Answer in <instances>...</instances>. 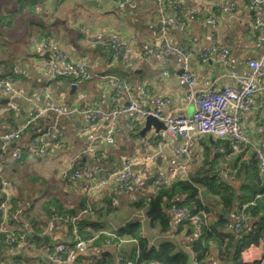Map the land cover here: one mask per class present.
Here are the masks:
<instances>
[{
    "label": "crops",
    "instance_id": "0c3cea01",
    "mask_svg": "<svg viewBox=\"0 0 264 264\" xmlns=\"http://www.w3.org/2000/svg\"><path fill=\"white\" fill-rule=\"evenodd\" d=\"M21 5L16 0H0V14L6 16V11L18 10ZM179 15L181 20L177 22ZM256 17L264 19V0L255 4L251 0H38L35 10L23 8L14 19L5 17L0 21V56L5 62L0 68V80H8L15 90L22 92L14 96L0 85V132L19 129L36 106L48 102L66 108L89 106L109 114L132 101L153 108L158 106V99H165L163 114L190 116L195 109L191 88L181 78L180 56L160 52L164 35L171 44L191 51L190 64L198 76L197 88L205 87L211 80L219 89L236 82L225 76L227 72L236 70L250 75L249 62L262 61L264 44L258 41V32L251 22ZM211 18L217 20L215 27L221 43L230 50L223 60L202 56L215 42ZM113 40L131 50L129 59L117 61L111 45L97 44ZM57 51L75 62L86 63L90 77L78 83L70 78H51L43 65ZM9 102L16 107L10 108ZM238 113L249 140L241 150L235 148L231 139H227L228 143L220 142L211 135L196 136L192 146L199 161L209 153L221 177L234 186L240 184L243 176L242 161L237 163L239 169L234 170L227 168L225 162L235 161L238 156L247 162L255 155L256 147H264V89L254 94L249 109L241 108ZM51 116L54 117L47 115L39 121L40 130H48V156L15 159V147L28 144L33 135L30 131L0 150L1 191H5L3 180L13 185L11 199L19 208V223L28 228L27 236L16 246L4 245L0 234V264L17 263L18 256L26 258L25 264H40L39 261L45 262L44 245L73 239L54 216L42 215V231L32 229L26 217L44 212L45 202L57 199L70 207L79 206L86 198L87 203L98 205L104 197H112L120 208L100 217L110 230L127 221L114 218L121 216L122 208H130L129 197L139 193L136 189L141 186L123 192L115 184L99 185L102 172L118 169L129 161L148 180L159 173L169 174L183 159L179 137L165 128L158 131L154 125L145 129L146 120L131 128L133 113L116 119L105 116L96 122L88 115L74 113L55 118L53 125L48 123ZM110 130L112 143L106 139ZM74 166L81 176L70 182L63 172L73 170ZM193 166L180 175H188ZM133 211L130 208L128 215ZM172 213L169 236L188 249L190 240L185 235H173L180 219L174 210ZM261 243L264 246V238ZM98 250L88 252L98 254ZM213 260L214 264H223Z\"/></svg>",
    "mask_w": 264,
    "mask_h": 264
},
{
    "label": "trees",
    "instance_id": "16d2710c",
    "mask_svg": "<svg viewBox=\"0 0 264 264\" xmlns=\"http://www.w3.org/2000/svg\"><path fill=\"white\" fill-rule=\"evenodd\" d=\"M16 3L22 5L18 10L6 11V16L0 14L1 22L5 17L14 19L23 8L29 11L35 10L38 0H16ZM4 63V59L0 56V68ZM70 80L72 82V79ZM55 118H57L56 115L51 116L48 123L52 122L51 125H53ZM40 129L38 122L35 126L36 133L48 131L45 128ZM227 139L218 141L230 142ZM238 162L242 163L240 173L243 175L238 186H234L221 177L220 169L209 153L203 154L188 175L178 176L168 184L159 185L155 181L150 184L149 179H143V182H140L141 185H138L141 187L136 189L140 192L129 197L127 205L134 210L133 214L140 210L144 211V223L142 224L139 219L127 220L120 226L110 229L120 238L136 240V242L124 244L121 249L117 248L115 239L101 233L108 230L100 218L103 213L110 214L120 208V205L115 204L113 198L109 196L104 197L98 205L87 203L84 198L79 202V206L71 205L70 207L53 199L44 203V212L26 218L31 223L32 229L37 232L42 231L43 222L40 219L42 215L59 219L73 237L71 241L63 242L69 252L74 249L76 243L74 223L71 219L82 210L88 211V214L76 222L79 234L85 238L94 237L96 234L98 237L88 250H76L74 262L70 264H193L195 261L202 264H214L213 259L223 264H240L241 252L251 245L261 244L264 238V172L256 153L247 162L242 160V156H238L235 161L232 159L226 161L225 166L232 170L239 169ZM76 169L77 166H74L71 170ZM1 181L0 178V184ZM258 194H261L260 198H257ZM6 197L0 185V202ZM11 198L12 195L10 196L11 209H15L17 206L14 198ZM245 204L249 205L244 208ZM178 208H185L190 214L189 217L201 212L207 215L205 219L203 218V226L199 234L195 231L189 217L179 218L180 222L173 235H185L190 240L188 249L181 247L174 238L169 236L173 222L172 210L175 212ZM237 220H240L242 224L239 232L233 228ZM9 223L11 232L19 238V241H22L28 234L27 226L19 223V218L16 221L10 219ZM142 230L146 231V234H142ZM0 234L1 241L9 247L10 245L6 242V233ZM108 242L113 247L106 246ZM92 249H100L98 250L100 253L92 255L81 253ZM17 258L19 259L17 264H25L27 261L24 256ZM39 263L47 264L43 261Z\"/></svg>",
    "mask_w": 264,
    "mask_h": 264
},
{
    "label": "built area",
    "instance_id": "2783aa9c",
    "mask_svg": "<svg viewBox=\"0 0 264 264\" xmlns=\"http://www.w3.org/2000/svg\"><path fill=\"white\" fill-rule=\"evenodd\" d=\"M159 1L162 2L163 0ZM256 2L257 0H251L252 4H255ZM175 20L179 22L181 20L180 15L177 16ZM164 21L165 20L163 19V22ZM211 22L214 27L217 25V20L215 18H211ZM251 22L254 29L258 32V41L264 44V19L256 17L251 19ZM214 40V44L205 50L202 56L211 59H226L229 56L230 50L221 43L216 27ZM97 44L101 46L111 45L113 48V57L117 61L127 60L130 57L131 50L122 42L115 40L111 42L97 41ZM46 48H48V45H46ZM159 50L162 54L178 55L182 60L181 78L191 88V98L195 105L194 112L190 116L184 113L168 115L163 114L161 112V107L164 105L165 99H158V106L153 108L148 107L144 104V102L132 101L129 102L128 105L117 108L109 114H105L99 108H92L89 106L82 108H66L63 104L48 102L47 104L36 106L32 114L26 119L19 129L0 132L1 152L6 146L18 140L25 132L30 131L33 135L28 144L24 147H15V159L21 160L24 156H48L51 153V143L48 139L47 133H36L35 126L41 118L51 114L56 115L57 117H69L74 113H80L90 116L91 121L96 122L105 116L116 119L122 114L133 113L135 120L130 123L131 128H134L141 121L146 120L151 116L165 124L166 132H171L180 138L179 153L183 158L177 167L169 174L159 173L153 177V181L160 185L168 184L174 178L181 176L180 173L184 174L190 165H194L199 162L200 157L193 151L192 148L193 141L198 135H211L220 139L230 138L234 141L233 144L238 150H241L244 144L249 143L238 112L241 108L249 109L254 94L264 89V57L262 58V61L251 60L249 62V67L252 69L250 75H242L236 70L227 72L225 76L234 78L236 81L233 85H225L224 87L217 89L214 86V81L209 80L205 87L199 89L197 88L198 76L191 67L190 60L192 54L188 48L171 44L164 35L163 44ZM43 67L48 75L53 79L70 78L74 83H78L90 77L89 68L86 63L82 61L75 62L69 59L67 55L61 51L55 52L50 59H47ZM0 85L5 86V90L14 96H18L22 93L21 91L15 90L12 84L6 79L0 80ZM118 87L123 88L124 86L119 85ZM8 106L10 108L16 107L12 102H9ZM262 128H264V124ZM111 133L112 130H110L106 136L107 141L110 143L114 141ZM90 150H92V148H90ZM256 156L259 159L261 168L264 172V147H256ZM63 176L68 181L73 182L75 179L80 178L81 174L79 170L72 171L71 169H66L63 172ZM143 179L142 171L134 169L132 163L127 161L118 169L102 172L99 175L98 184H115L121 191L124 192L138 186ZM2 187L4 188V192L7 197L0 202V233H6V242L8 245L16 246L20 241L19 238L11 232L9 223L10 219L16 221L19 216V209H11L10 206V196L15 191V188L6 180H3ZM260 197L261 194H258L257 198ZM252 204H254V202H252ZM248 205L249 204H245L244 208ZM85 214H88V211L82 210L78 215L72 217L71 219L74 223V233L76 238L73 250L68 252L66 245L63 242H59L56 245L43 246L42 251L51 263H73L76 250L86 251L96 240L98 234L90 238L81 237L79 234V227L76 225V222ZM175 214L178 218L190 216L185 208L176 209ZM206 217L207 215L204 212L189 217L197 234L201 232L203 218L205 219ZM136 219H139L142 224L144 223L145 216L143 210L135 213L131 220ZM233 228L237 232L241 231L242 224L240 220H237L234 223ZM101 233L115 239L117 241V248L119 249H121V247L126 243L136 242L135 239L120 238L112 230H104ZM141 233L146 234V231L142 230ZM106 246L113 247L110 242H108ZM239 263L264 264V246L262 243L245 248L240 254ZM193 264L202 263L195 261Z\"/></svg>",
    "mask_w": 264,
    "mask_h": 264
},
{
    "label": "water",
    "instance_id": "95a60500",
    "mask_svg": "<svg viewBox=\"0 0 264 264\" xmlns=\"http://www.w3.org/2000/svg\"><path fill=\"white\" fill-rule=\"evenodd\" d=\"M162 27V25L160 24L159 25V28H161ZM48 56V55H47ZM74 88V87H73ZM152 125H154L155 127H156V129L158 130V131H160L161 129H166V126H165V124L162 122V121H160V120H158V119H156V118H154V117H148L147 119H146V127H145V129H147V128H149V127H151ZM153 181V178H150L149 179V182L151 183ZM81 253H85V254H90V252H81ZM47 264H53V263H51L50 261H49V259L44 255L43 256V258H42Z\"/></svg>",
    "mask_w": 264,
    "mask_h": 264
},
{
    "label": "rangeland",
    "instance_id": "374dc122",
    "mask_svg": "<svg viewBox=\"0 0 264 264\" xmlns=\"http://www.w3.org/2000/svg\"><path fill=\"white\" fill-rule=\"evenodd\" d=\"M140 185V184H139ZM130 211V208H126V207H124V208H122V212H121V216L120 217H115L114 219L116 220V221H118V220H122V221H124V220H131L132 218H133V212H132V214H129L128 215V213L127 212H129Z\"/></svg>",
    "mask_w": 264,
    "mask_h": 264
}]
</instances>
